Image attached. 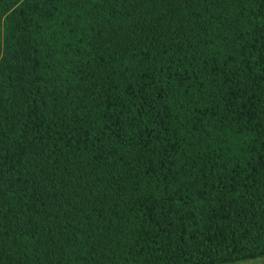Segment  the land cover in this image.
I'll return each instance as SVG.
<instances>
[{"label": "trees", "instance_id": "16d2710c", "mask_svg": "<svg viewBox=\"0 0 264 264\" xmlns=\"http://www.w3.org/2000/svg\"><path fill=\"white\" fill-rule=\"evenodd\" d=\"M264 257V0H0V264Z\"/></svg>", "mask_w": 264, "mask_h": 264}, {"label": "rangeland", "instance_id": "374dc122", "mask_svg": "<svg viewBox=\"0 0 264 264\" xmlns=\"http://www.w3.org/2000/svg\"><path fill=\"white\" fill-rule=\"evenodd\" d=\"M236 264H264V257Z\"/></svg>", "mask_w": 264, "mask_h": 264}]
</instances>
